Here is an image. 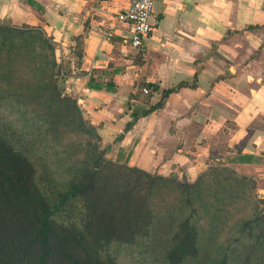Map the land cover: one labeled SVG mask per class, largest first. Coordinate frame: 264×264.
<instances>
[{"label": "crops", "instance_id": "obj_1", "mask_svg": "<svg viewBox=\"0 0 264 264\" xmlns=\"http://www.w3.org/2000/svg\"><path fill=\"white\" fill-rule=\"evenodd\" d=\"M129 2L0 0V22L43 24L75 48L79 63L71 90L86 92L87 117L113 159L161 173L172 163L193 172V163L205 167L208 158L220 156L214 160L244 167L263 180L264 0H156L141 50L130 47L124 26L106 36ZM98 74L102 78L92 83L99 88L89 87ZM180 82L189 86L169 94L162 108L139 118L114 142L129 121L124 108L130 95L144 84L157 86L130 100L147 108L160 100L162 90Z\"/></svg>", "mask_w": 264, "mask_h": 264}, {"label": "trees", "instance_id": "obj_2", "mask_svg": "<svg viewBox=\"0 0 264 264\" xmlns=\"http://www.w3.org/2000/svg\"><path fill=\"white\" fill-rule=\"evenodd\" d=\"M255 28L260 27L247 26L245 30ZM28 29L26 25L19 30L12 28L9 22H0V34L4 37L2 45L12 38L8 36L11 33L28 36ZM13 59L8 56L7 65ZM27 74V68L9 70L7 81L20 76L29 81V77H23ZM64 78L59 69L54 70L42 87L49 94L50 111L56 119L78 122L79 127H84L86 123L78 114L75 100L62 93ZM88 85L99 88L91 81ZM105 86L107 90L111 89L110 85ZM142 86L150 91L158 89L152 84ZM188 86L187 82H180L176 87L162 90L160 100L147 108L134 107L130 103L131 99L143 95L142 90L130 95L124 108L125 113H129V121L124 123L114 142L121 141L139 118L162 108L169 94ZM25 90L33 98L42 95V90L36 85L32 87L29 82ZM143 98L148 104L146 96ZM44 116L48 118L47 114ZM35 129L38 132L37 126ZM34 141L27 130L5 124L0 115V264H119L120 250L130 252L137 242L151 239L159 196H172L175 189H179L189 196L201 194L203 202L199 208L207 203L199 180L188 184L184 176L179 180L172 173L163 176L156 171L129 166L120 157H108L109 145L94 142L89 145L76 174L59 182L53 179L34 152ZM240 160L236 162L240 163ZM244 182L243 178L229 177L224 184L225 188H230L227 194H237ZM220 193L218 188L213 193L216 195L214 202H210L215 209H219L217 198ZM190 219L189 216L176 222L166 243L155 242L160 253L156 264H183L186 261L226 264L225 255L204 257L211 254V243L199 238ZM252 220L264 225V214L255 212L242 226ZM248 232H244L246 238H250Z\"/></svg>", "mask_w": 264, "mask_h": 264}, {"label": "rangeland", "instance_id": "obj_3", "mask_svg": "<svg viewBox=\"0 0 264 264\" xmlns=\"http://www.w3.org/2000/svg\"><path fill=\"white\" fill-rule=\"evenodd\" d=\"M9 23L12 28L19 30L21 26L26 25L29 28L26 32L30 34L25 37L11 33L8 36L12 38L7 39L4 45H2L4 37L0 34L1 118L5 124L18 130H27L28 136L35 138L36 145L33 150L44 163L45 169L54 180L67 181L79 170L89 145L93 142L101 145L97 129L87 117L83 97L86 92L78 93L71 90L70 80L77 70L79 54L67 41H61L52 35L53 32L48 31L49 29L46 31L47 28L43 24ZM10 44L11 48L8 47ZM125 53L133 56L132 52ZM8 56L14 59L7 65ZM26 68L28 74L23 77H29V81L21 76L7 81L9 70ZM57 69L60 70V75L65 76L62 93L70 95L75 100L78 114L80 113L86 123L84 127H79L78 122L56 119L50 111L49 94L42 87ZM101 78L98 74L97 77L91 76L90 81ZM27 82L32 83V87L36 85L42 90L39 98L31 97L32 95L25 90ZM120 112L119 110L116 113L117 118L120 117ZM44 114H47L48 118ZM108 157L113 159L111 155ZM219 157L208 158L205 167L202 166L203 162L193 163V172L188 171L185 166L182 169L175 168L172 163L168 170L158 173L168 176L172 172L179 180L184 176L188 184L199 180L207 203L199 208V204L203 202L201 194L189 196L179 189H175L172 196H159L151 239L137 242L131 246L130 252L120 250L117 258L119 264H156L160 253L155 242L162 240L166 243L175 230V223L189 216L199 238L211 243V254L203 255L206 259L225 255L226 264H264V225L252 220L246 226H242L243 222L252 219L255 212L264 214V179L256 180L257 174H252L254 172L244 167L214 160ZM235 176L243 178L245 182L241 189L239 188L238 195L227 194L230 188H225L224 184L226 185L229 177ZM218 188L221 192L217 198L219 209H215L210 202H214L216 195L213 193ZM244 232H248L250 238H246ZM183 264L194 262L186 261Z\"/></svg>", "mask_w": 264, "mask_h": 264}, {"label": "built area", "instance_id": "obj_4", "mask_svg": "<svg viewBox=\"0 0 264 264\" xmlns=\"http://www.w3.org/2000/svg\"><path fill=\"white\" fill-rule=\"evenodd\" d=\"M156 0H130L128 6L115 15V25L106 32L110 37L114 29L124 26L129 34L130 47L134 50H141L143 41L147 38L152 29L151 15ZM146 94L148 90L142 89Z\"/></svg>", "mask_w": 264, "mask_h": 264}, {"label": "water", "instance_id": "obj_5", "mask_svg": "<svg viewBox=\"0 0 264 264\" xmlns=\"http://www.w3.org/2000/svg\"><path fill=\"white\" fill-rule=\"evenodd\" d=\"M173 176H175V174H172Z\"/></svg>", "mask_w": 264, "mask_h": 264}]
</instances>
